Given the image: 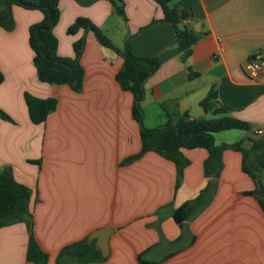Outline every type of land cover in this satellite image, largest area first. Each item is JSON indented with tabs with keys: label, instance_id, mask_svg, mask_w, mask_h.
Returning <instances> with one entry per match:
<instances>
[{
	"label": "crops",
	"instance_id": "0c3cea01",
	"mask_svg": "<svg viewBox=\"0 0 264 264\" xmlns=\"http://www.w3.org/2000/svg\"><path fill=\"white\" fill-rule=\"evenodd\" d=\"M176 1L189 14L180 26L201 33L186 63L173 25L161 20L153 0H59L56 53L73 58L72 43L85 37L79 91L37 78L28 27L41 19L39 10L13 5V29L0 26V109L12 119H0V170L10 167L13 178L30 189L33 235L47 253L46 264H141L138 255L145 250L140 258L150 264H264V211L247 193L255 185L241 169V153L224 151L210 202L181 233L169 210L205 186L207 151L181 149L188 164L177 188L175 165L156 152L120 164L140 149L133 95L115 81L122 57L91 32L66 33L77 17H85L116 46L127 39L133 54L158 58V68L144 83L143 127L175 123L187 112L190 118L227 115L250 125L213 133L215 144L264 132V74L252 78L243 71L251 59L264 63V0ZM117 4L123 15L115 12ZM3 5L0 0V9ZM188 67L198 75L189 77ZM210 91L224 113L200 106ZM24 92L53 96L57 107L44 122L33 123ZM261 179L264 184V166ZM105 226L111 228L105 260L72 263L63 256L57 261L63 246ZM28 237L23 222L0 227V264H34L26 259Z\"/></svg>",
	"mask_w": 264,
	"mask_h": 264
},
{
	"label": "trees",
	"instance_id": "16d2710c",
	"mask_svg": "<svg viewBox=\"0 0 264 264\" xmlns=\"http://www.w3.org/2000/svg\"><path fill=\"white\" fill-rule=\"evenodd\" d=\"M153 1L161 10V20L173 25L175 44L181 60L186 63L191 55L192 46L201 33L193 27L180 26L181 23L189 19V17L180 19V14L188 13V9L180 2L176 0ZM13 5L26 9H37L42 14L39 21L28 27V43L33 52L32 61L39 81L50 84H67L74 91H79L84 77V70L79 59L85 46V37L83 36L72 43L73 58L62 57L56 53L57 38L53 33V28L60 18L59 0H4L3 8L0 9V26L6 30H11L14 27L11 15ZM114 10L117 14L123 15L121 4L114 5ZM79 30L84 33L91 32L100 45L112 49L122 57V64L115 74V81L122 90L129 91L133 95L131 114L139 125L140 149L137 153L124 158L120 164L129 163L141 157L145 152H156L175 165V188H177L181 181L183 168L188 164L181 149L200 147L207 151V156L203 161V174L207 178L205 186L195 197L187 199L178 207L169 210V214L179 226L181 233L186 228V221L210 202L219 181L223 167L222 154L226 149L241 153V169L255 185V189L247 193L255 197L264 211V184L261 179V171L264 166V135L255 134L256 137L247 136L233 143L215 144L213 133L229 129L248 130L250 125L227 115L209 119L190 118L187 112L181 113L175 123L168 121L154 128L143 127L141 101L144 95V83L158 68V58L133 54L127 39L121 48L116 46L88 18L77 17L67 27L66 33L72 35ZM188 70L189 77L198 75L190 67ZM2 80L3 74L0 71V83ZM214 97L215 92L210 91L199 102L200 106L204 111H212L214 114L224 113L226 108L216 107L213 102ZM23 98L29 119L36 124L44 122L47 115L57 107V99L53 96L37 97L29 92H24ZM0 117L10 120L2 110H0ZM29 197V188L13 178L10 167L7 166L0 170V227L23 222L29 232L26 259L34 264H46L47 253L40 248L33 235ZM94 241V239L89 240L84 237L63 246L59 251L57 261L60 262L63 256H68L72 263L105 260L106 257L101 256ZM145 252L146 250L138 255V260L141 264H150L140 258V255Z\"/></svg>",
	"mask_w": 264,
	"mask_h": 264
},
{
	"label": "water",
	"instance_id": "95a60500",
	"mask_svg": "<svg viewBox=\"0 0 264 264\" xmlns=\"http://www.w3.org/2000/svg\"><path fill=\"white\" fill-rule=\"evenodd\" d=\"M187 13H182L179 15L180 19L187 18ZM111 234L110 226H105L102 228H97L93 230L89 235V239H95V246L100 250L101 256L105 257L108 254V238Z\"/></svg>",
	"mask_w": 264,
	"mask_h": 264
},
{
	"label": "built area",
	"instance_id": "2783aa9c",
	"mask_svg": "<svg viewBox=\"0 0 264 264\" xmlns=\"http://www.w3.org/2000/svg\"><path fill=\"white\" fill-rule=\"evenodd\" d=\"M243 71L249 77H258L261 74H264V63L260 62L257 59H251L243 64ZM254 133L259 136L264 134L262 129H257L254 131Z\"/></svg>",
	"mask_w": 264,
	"mask_h": 264
},
{
	"label": "rangeland",
	"instance_id": "374dc122",
	"mask_svg": "<svg viewBox=\"0 0 264 264\" xmlns=\"http://www.w3.org/2000/svg\"><path fill=\"white\" fill-rule=\"evenodd\" d=\"M35 10H37V9H35ZM0 110H2V109H0ZM3 111V110H2ZM4 112V111H3ZM5 113V112H4ZM6 114V113H5ZM8 117H9V115L8 114H6ZM10 118V120H8V119H3V118H1L0 117V119H3V120H7V121H12V119H11V117H9ZM217 144V143H216ZM226 150H231V149H226ZM233 151H235V150H233ZM238 152V151H237ZM223 153H224V151H223ZM158 154V153H157ZM30 190V189H29ZM32 228H33V221H32Z\"/></svg>",
	"mask_w": 264,
	"mask_h": 264
}]
</instances>
